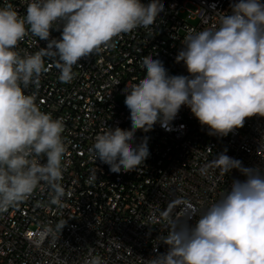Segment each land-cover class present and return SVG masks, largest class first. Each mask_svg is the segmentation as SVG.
<instances>
[{"label": "clouds", "instance_id": "9594fccd", "mask_svg": "<svg viewBox=\"0 0 264 264\" xmlns=\"http://www.w3.org/2000/svg\"><path fill=\"white\" fill-rule=\"evenodd\" d=\"M162 11L161 0H30L23 16L11 3L0 7V213L29 199L41 183L51 189L50 202L63 207L65 124L40 110L35 93L25 94L29 85L39 88L48 71L45 58L55 59L60 81L68 83L82 58L114 47L121 34L149 29ZM53 29H62L59 39L51 38ZM29 35L47 46L21 54L18 45ZM175 61L188 75H169L159 58H142L146 74L123 90L131 127L96 135L94 162L113 173L138 170L150 151L147 136L136 143L137 131L157 123L172 131L182 106L210 136L226 137L246 118L264 117V3L236 0L218 27L186 35ZM211 163L222 176L237 169L245 179L233 180L202 214L171 222L163 237L167 251L144 264H264V171L223 152ZM193 216L198 219L189 224ZM66 223L61 220L57 230Z\"/></svg>", "mask_w": 264, "mask_h": 264}, {"label": "built area", "instance_id": "2783aa9c", "mask_svg": "<svg viewBox=\"0 0 264 264\" xmlns=\"http://www.w3.org/2000/svg\"><path fill=\"white\" fill-rule=\"evenodd\" d=\"M29 2L0 0V7L11 3L23 16ZM235 2L161 0L164 11L149 29L121 34L114 47L82 58L68 83L60 81L55 59L45 58L48 71L39 88L29 85L25 94L35 93L40 110L65 124L63 207L50 202L51 189L41 183L29 199L0 213V264H87L94 258L101 264H144L167 251L163 237L171 222L194 211L202 214L233 180L245 179L237 169L222 176L211 163L218 154L264 171V117L246 118L242 128L226 137L210 136L187 106L181 107L172 131L159 123L148 132L137 131L136 143L147 136L150 151L138 170L113 173L94 162L90 152L96 135L107 127L130 129V111L118 100L125 98L126 85L146 74L142 58H159L169 75H188L184 63L175 61L185 36L218 27ZM61 31L53 29L51 38L59 39ZM46 46L47 41L29 35L17 50L34 53ZM61 220L67 223L60 232L56 226Z\"/></svg>", "mask_w": 264, "mask_h": 264}, {"label": "rangeland", "instance_id": "374dc122", "mask_svg": "<svg viewBox=\"0 0 264 264\" xmlns=\"http://www.w3.org/2000/svg\"><path fill=\"white\" fill-rule=\"evenodd\" d=\"M124 99L125 98H120L118 101H119V104L122 105L124 108L128 109L125 104H124Z\"/></svg>", "mask_w": 264, "mask_h": 264}]
</instances>
